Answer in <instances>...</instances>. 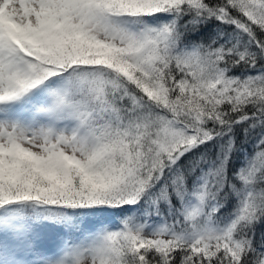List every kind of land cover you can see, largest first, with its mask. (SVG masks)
Wrapping results in <instances>:
<instances>
[{"label":"snow or ice","instance_id":"1","mask_svg":"<svg viewBox=\"0 0 264 264\" xmlns=\"http://www.w3.org/2000/svg\"><path fill=\"white\" fill-rule=\"evenodd\" d=\"M0 264H264V0H0Z\"/></svg>","mask_w":264,"mask_h":264}]
</instances>
